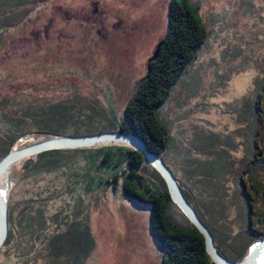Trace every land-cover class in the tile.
I'll list each match as a JSON object with an SVG mask.
<instances>
[{
  "label": "rangeland",
  "instance_id": "rangeland-1",
  "mask_svg": "<svg viewBox=\"0 0 264 264\" xmlns=\"http://www.w3.org/2000/svg\"><path fill=\"white\" fill-rule=\"evenodd\" d=\"M170 1L43 0L23 6L19 11L26 13L7 31L0 32V126L2 113L15 118L21 107L66 101L84 105L100 102L105 108H115L120 117L167 33ZM193 2L210 36L161 112L173 141L164 163L192 195L204 220L213 229L223 224L231 232L228 246L220 243V250L227 254L225 249L234 243L246 248L247 258L260 242L251 244L249 233L257 230V220L264 216V175L260 180L261 202H252L253 212L258 215L251 218L252 230L243 233L234 178L227 177L221 202L212 203L207 193L195 191L197 184L201 188L203 185L194 171L200 161L207 159L202 150L209 147L213 137L232 139L236 150L230 151V157L235 168L245 158V138L238 133L242 134L246 126L239 122L238 110L255 96L264 78V0ZM259 135L258 139L264 140V132ZM23 138L33 141L23 143ZM23 138L16 142L20 149L51 137L37 132ZM260 147L264 151L263 143ZM24 163L11 168V199L15 202L35 193L45 195L47 189L61 186V178L53 175L25 180ZM197 198L206 208L196 204ZM50 206V213L71 214L74 210L68 196L51 201ZM84 206L88 207L84 211L95 240L94 252L85 264H161L164 253L151 226L150 206L125 199L119 190L111 189L88 196ZM172 215L184 222L177 210ZM6 251L10 250L0 249V264H47L34 257L18 260L14 251Z\"/></svg>",
  "mask_w": 264,
  "mask_h": 264
},
{
  "label": "trees",
  "instance_id": "trees-1",
  "mask_svg": "<svg viewBox=\"0 0 264 264\" xmlns=\"http://www.w3.org/2000/svg\"><path fill=\"white\" fill-rule=\"evenodd\" d=\"M39 1L43 0H0V32L7 31L22 17L25 11L19 9ZM168 15L169 26L161 41L163 45L158 57L120 117L115 108H105L100 102L84 105L66 101L21 107L17 109L15 118L2 113L0 161L19 139L39 132L51 138L101 133L130 135L137 138L149 154L160 156L165 162L173 141L162 122L161 112L196 62L198 54L208 45L210 36L193 0H171ZM96 116L103 122L95 120ZM238 117L239 122L246 126L242 134L238 133L245 138L242 146L246 150L240 167L235 168L231 161L230 151L236 150L232 139L213 137L209 147L202 150L207 159L200 161L194 171L200 177L198 183L203 185L201 188L197 184L195 191L200 190L201 195L207 193L212 203H220L221 194L227 190V177L234 178L242 232L249 233L251 218L258 215L253 212L252 202H261L258 198L262 192L260 180L264 175V151L260 149L264 140L258 139L264 132V78L257 85L255 96L242 104ZM22 169L25 180L53 175L56 179L61 178V186L47 189L45 195L35 193L22 202H15L12 197L8 215L9 234L1 249L14 251L15 259L28 261L34 257L35 260H45L47 264H85L95 248L84 211L85 198L98 190L111 189L112 192L119 190L125 199L152 208L151 226L164 253L161 264H212L204 235L172 202L166 181L143 153L130 147L49 151L35 156L34 160L25 161ZM182 191L211 231L220 255L236 264L242 262L246 258V248L233 243L225 249L227 254L222 252L219 244L228 246L231 232L223 224L213 229L196 208L192 195L183 188ZM66 196L73 201L71 214L62 211L50 213L51 201ZM196 200L197 205L202 204V199ZM174 210L180 213L183 223L172 215ZM262 228L264 230V216L257 220V230L251 229L249 233L253 237L251 244L264 240Z\"/></svg>",
  "mask_w": 264,
  "mask_h": 264
},
{
  "label": "water",
  "instance_id": "water-1",
  "mask_svg": "<svg viewBox=\"0 0 264 264\" xmlns=\"http://www.w3.org/2000/svg\"><path fill=\"white\" fill-rule=\"evenodd\" d=\"M160 42L147 65V76L151 71V64L158 57L161 46ZM146 76V77H147ZM19 141V140H18ZM23 143L32 142V138H23ZM20 143H15L10 152L0 161V181L6 177V188H0V249L4 246L9 234V205L14 189L11 179V168L27 161L39 154L57 150H90L109 147H130L144 154V157L164 178L172 202L182 211L188 220L195 225L204 235L207 252L212 264H234L224 258L218 252L214 237L208 227L202 222L192 205L187 201L180 184L171 170L166 166L160 156L149 154L144 145L134 136H123L117 133H101L93 136L67 137L58 136L44 142L20 149ZM261 246V245H258ZM255 246L252 250L256 249Z\"/></svg>",
  "mask_w": 264,
  "mask_h": 264
},
{
  "label": "bare ground",
  "instance_id": "bare-ground-1",
  "mask_svg": "<svg viewBox=\"0 0 264 264\" xmlns=\"http://www.w3.org/2000/svg\"><path fill=\"white\" fill-rule=\"evenodd\" d=\"M0 188L1 189L6 188V177L5 176L0 181ZM261 258L264 262V244L254 249V251L252 252V256H251V260H253L254 264H257V262H260Z\"/></svg>",
  "mask_w": 264,
  "mask_h": 264
}]
</instances>
